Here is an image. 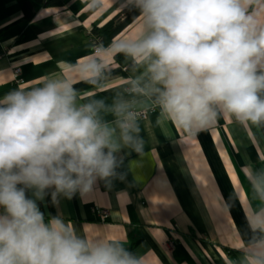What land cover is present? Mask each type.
I'll use <instances>...</instances> for the list:
<instances>
[{
    "label": "clouds",
    "instance_id": "obj_1",
    "mask_svg": "<svg viewBox=\"0 0 264 264\" xmlns=\"http://www.w3.org/2000/svg\"><path fill=\"white\" fill-rule=\"evenodd\" d=\"M119 7L141 19L135 35L114 38L67 74L0 96V264H143L121 239L80 234L40 208L49 195L53 205L83 200L119 178L122 147L143 152L128 102L78 103L74 82L95 87L116 55L146 66L147 82L132 88L153 99L158 123L190 135L223 116L264 126V0H119ZM249 183L260 202L249 219L255 264H264V168L253 169Z\"/></svg>",
    "mask_w": 264,
    "mask_h": 264
},
{
    "label": "crops",
    "instance_id": "obj_2",
    "mask_svg": "<svg viewBox=\"0 0 264 264\" xmlns=\"http://www.w3.org/2000/svg\"><path fill=\"white\" fill-rule=\"evenodd\" d=\"M21 1L0 0V96L67 74L70 64L91 58L103 47L93 41V28L124 11L119 0H69L64 8L36 6L28 20ZM140 23L138 16L115 38L135 35ZM116 56L95 87L74 82L78 103L123 100L132 110H149L138 119L143 152L122 147L119 178L100 183L83 200L61 197L53 205L49 195L41 211L46 218L62 214L80 234L121 239L143 264H255L252 242L258 234L249 219L260 202L249 178L253 169L264 168V126L223 116L215 127L190 135L171 122L158 123L153 99L132 88L134 80L147 82L146 66ZM16 68L23 83L16 82ZM100 114L109 123L116 119ZM102 209L109 212L106 220Z\"/></svg>",
    "mask_w": 264,
    "mask_h": 264
},
{
    "label": "trees",
    "instance_id": "obj_3",
    "mask_svg": "<svg viewBox=\"0 0 264 264\" xmlns=\"http://www.w3.org/2000/svg\"><path fill=\"white\" fill-rule=\"evenodd\" d=\"M69 0H23L20 2V7L25 13L28 20H31L35 15L36 6L44 8H64ZM138 15L133 11L124 10L116 15L112 20L101 27H94L91 31L93 41L103 47H108L112 40L122 32ZM120 54L116 56L118 60L122 59Z\"/></svg>",
    "mask_w": 264,
    "mask_h": 264
},
{
    "label": "built area",
    "instance_id": "obj_4",
    "mask_svg": "<svg viewBox=\"0 0 264 264\" xmlns=\"http://www.w3.org/2000/svg\"><path fill=\"white\" fill-rule=\"evenodd\" d=\"M100 48L101 47H99V46L96 47L95 52H97V54H99ZM14 77H15L17 83H23V79L21 78V69L20 68H16L14 70ZM133 111H135L138 114V119L146 118L148 115V112H149V110H133ZM108 217H109V212L107 210L102 209L101 210L102 220H106V219H108Z\"/></svg>",
    "mask_w": 264,
    "mask_h": 264
}]
</instances>
